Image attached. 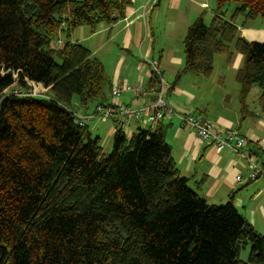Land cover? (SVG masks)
I'll return each mask as SVG.
<instances>
[{
	"label": "trees",
	"instance_id": "trees-1",
	"mask_svg": "<svg viewBox=\"0 0 264 264\" xmlns=\"http://www.w3.org/2000/svg\"><path fill=\"white\" fill-rule=\"evenodd\" d=\"M214 1L211 24L201 14L187 29L179 76L210 77L216 55L238 53L242 111L258 86L264 113V43L247 41L236 25L264 19V0ZM134 3L0 0V264H264V236L232 197L209 205L189 188L161 129L128 138L118 124L105 154L88 128L96 119L76 122L77 113L111 104L113 83L73 34L113 26ZM27 81L38 95L8 93ZM151 85H160L155 72Z\"/></svg>",
	"mask_w": 264,
	"mask_h": 264
},
{
	"label": "crops",
	"instance_id": "crops-1",
	"mask_svg": "<svg viewBox=\"0 0 264 264\" xmlns=\"http://www.w3.org/2000/svg\"><path fill=\"white\" fill-rule=\"evenodd\" d=\"M164 1L135 0L123 20L113 26H100L95 32L87 27L80 28L74 32L72 41L87 44L85 47L92 55H97L104 63L113 85L140 83L151 88L154 86L151 85L153 72L159 69L165 82L166 100L175 111L201 115L223 134L237 131L248 140L249 149L258 152L259 158L264 160V113L259 106V88L251 89L246 99L247 112L242 111L236 75L242 67L243 56L234 53L229 61L227 53L216 55L210 77L192 73L179 76L184 67V48L160 44L155 35L162 28L159 16L154 19L156 9ZM182 1L191 7L190 16L181 25L184 41L188 27L210 7L209 0ZM215 10L212 9L213 15ZM230 17L225 16L224 21H229ZM236 25L240 36L247 41L264 43L263 19L243 25L242 18H238ZM110 43L113 46H109ZM108 101L111 102L109 96ZM149 102L137 101L131 93H125L119 99V104L134 107H142ZM118 124L121 121L114 116L104 122L93 120L88 123V128L95 138L103 142V150H110ZM122 127L128 138L139 131L161 129L172 149L180 175L187 179L189 188L209 205H225L232 197L238 212L264 236V180L248 181L247 164L239 156L229 150L218 153L210 143L198 140L193 130L182 125L176 117L155 125L131 122ZM238 176L242 178L241 182L236 180Z\"/></svg>",
	"mask_w": 264,
	"mask_h": 264
},
{
	"label": "built area",
	"instance_id": "built-area-1",
	"mask_svg": "<svg viewBox=\"0 0 264 264\" xmlns=\"http://www.w3.org/2000/svg\"><path fill=\"white\" fill-rule=\"evenodd\" d=\"M155 75L159 78L160 85L155 88H145L142 84L127 85L114 84L111 89V104L107 106L98 105L93 113L89 115L76 114V122L84 127L87 122L97 119L104 122L114 116H118L121 124L128 125L131 122H138L143 125H155L164 119L178 118L182 125L190 127L198 140L208 142L212 147L221 153L229 150L244 160L248 168V181L264 180V160L259 158L258 152L249 149L248 140L237 131L231 130L226 134L216 130L215 126L203 116L193 112L175 111L166 100L165 82L159 69H155ZM28 89L9 90L13 95H38L40 89L34 83L27 81ZM125 93H131L137 101L144 102L150 100L149 104L142 107L119 104L120 97ZM238 182L242 178H236Z\"/></svg>",
	"mask_w": 264,
	"mask_h": 264
},
{
	"label": "rangeland",
	"instance_id": "rangeland-1",
	"mask_svg": "<svg viewBox=\"0 0 264 264\" xmlns=\"http://www.w3.org/2000/svg\"><path fill=\"white\" fill-rule=\"evenodd\" d=\"M76 1H83V0H76ZM185 2L182 0H172V1L165 0L163 5H161L160 8L158 7L156 9L154 19L156 20L159 16V20H160V23L162 26V28L159 29L158 32L156 31V34H155L157 39H158V42H160V44H163L166 46L172 44V46L176 45L177 48H179L178 45H181L182 48H184L183 38H182L183 37L182 35L184 32L181 28V25H184L186 23L187 17H189L191 14V9H189L191 7H189V5H187V2L186 3ZM208 4H209L210 8L209 9L206 8L204 10L203 17H204L205 23L207 25H210L212 22L213 16H214L212 9H216V3L214 0H209ZM237 5L238 4H236V3H231L225 7L224 11L226 12L225 15L227 18H229L231 16V13L237 7ZM186 8H188L189 11H186ZM179 15H182L181 20L179 19ZM182 21H184V23ZM190 21H192V19ZM64 42H65V39L63 36H61L59 38V40L55 42L54 45H55V47L60 48V47H62ZM83 45L86 46L87 44H83ZM109 46H113V44L110 43ZM94 56L98 57L97 55H94ZM216 64H218V66H219V62ZM108 75L111 77V75L109 73H108ZM257 88H259V87L257 86ZM259 91L261 93L260 88H259ZM78 106H79V101L77 100V98H75L73 101V108L77 109ZM102 139H104V138H102ZM102 143L103 142H101V144ZM106 149L107 148H104L105 154L111 153V148H110V150H106ZM250 249H251V247L248 244L241 251L240 259L242 261H244V262L248 261Z\"/></svg>",
	"mask_w": 264,
	"mask_h": 264
}]
</instances>
